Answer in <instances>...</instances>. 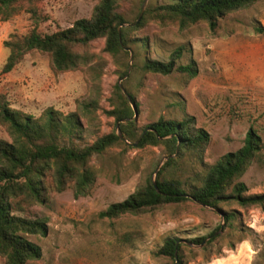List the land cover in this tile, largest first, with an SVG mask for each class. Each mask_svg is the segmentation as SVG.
I'll return each mask as SVG.
<instances>
[{
  "label": "rangeland",
  "instance_id": "obj_1",
  "mask_svg": "<svg viewBox=\"0 0 264 264\" xmlns=\"http://www.w3.org/2000/svg\"><path fill=\"white\" fill-rule=\"evenodd\" d=\"M100 1L44 0L37 5V31L46 35L68 29L90 18ZM172 2L115 0V6L128 22L123 27L131 28L143 21L146 11ZM34 23L26 13L0 21V92L14 111L35 118L50 108L67 115L75 112L77 102L96 100L99 110L92 121L82 120L80 146L119 132L120 124L106 113L120 107L125 94L138 104L136 134L160 119L182 120L186 114L209 133L211 143L203 158L186 154L172 171L188 184L195 185L220 157L240 149L251 127L260 130L264 141V1L218 20L215 30L205 22L181 29L149 18L131 32L127 50L115 55L106 52L104 39L91 42L86 48L91 62L77 71L56 74L48 54L32 51L12 72L3 73L9 55L5 42L28 34ZM180 48L183 55L176 65L194 63L196 78L141 70L146 59L167 63ZM0 140L11 141L1 125ZM166 161L162 145L119 143L93 157L98 178L90 196L75 199L71 190L52 193L47 205L20 214L44 220L48 228L44 237L27 236L42 251L41 259L31 264H171L157 256L168 237L206 239L203 246L182 248L184 264H264V207L228 203L214 210L186 202L116 219L100 216L147 178L156 179ZM241 181L249 194H263L264 160L253 163ZM229 213L236 216L231 223L225 221Z\"/></svg>",
  "mask_w": 264,
  "mask_h": 264
},
{
  "label": "trees",
  "instance_id": "obj_2",
  "mask_svg": "<svg viewBox=\"0 0 264 264\" xmlns=\"http://www.w3.org/2000/svg\"><path fill=\"white\" fill-rule=\"evenodd\" d=\"M42 1L0 0V21L7 22L26 13L35 22L28 34L13 35L5 42L9 55L3 73L12 72L32 51L48 54L56 74L77 71L91 62L92 56L86 51L91 42L104 39L106 52L115 55L127 46L131 32L139 30L149 18L164 25L177 24L181 29L205 22L215 30L218 20L264 0H173L146 11L143 21L131 28L123 27L128 22L116 11L115 0H101L90 18L46 35L37 31L40 19L37 5ZM182 55L180 48L167 63L146 59L141 70L164 76L177 72L192 80L198 75L197 66L194 63L176 65ZM127 96L121 95L120 107L106 113L120 124L124 140L112 132L90 145L80 146L78 142L84 133L82 120L92 121L99 110L96 100L77 102L75 112L67 115L50 108L35 118L14 111L6 95L0 92V125L11 139L10 142L0 140V257L4 264H31L41 259V248L27 236H46V222L20 214H27L34 206L47 205L52 193L71 190L75 199L90 196L98 178L91 166L93 157L119 143L129 146L136 143L137 148L162 145L167 151V161L156 176L157 188L153 179L147 178L126 200L102 212V218L140 215L164 205L186 202L214 210L228 203L241 208L264 207V193L249 194L248 186L241 181L253 163L261 164L264 160V141L258 128L251 127L240 149L220 157L199 176L195 185L188 184L172 171L186 154L203 158L211 143L209 133L196 127L195 118L186 114L182 120L160 119L136 134L135 113L130 102L136 104V108L138 104ZM235 218V214L229 213L225 221L231 223ZM205 240L183 241L168 237L157 256L170 259L171 264H184L182 248L203 246Z\"/></svg>",
  "mask_w": 264,
  "mask_h": 264
},
{
  "label": "water",
  "instance_id": "obj_3",
  "mask_svg": "<svg viewBox=\"0 0 264 264\" xmlns=\"http://www.w3.org/2000/svg\"><path fill=\"white\" fill-rule=\"evenodd\" d=\"M125 50H127L126 48H124ZM126 95V94H125ZM127 96V95H126ZM128 97V96H127ZM131 101V100H130ZM132 107H133V111H134V113H135V116H134V120L136 119V117H137V110H136V107H135V105L133 104L132 105ZM118 134V136L122 139V140H124V137L122 136V134H121V132H120V130H119V132L117 133ZM133 146H136V143L135 144H133ZM159 170H160V168L159 169H157V171H156V173L155 174H157L158 172H159ZM153 185H154V187L155 188H157V184H156V179L154 178L153 179Z\"/></svg>",
  "mask_w": 264,
  "mask_h": 264
}]
</instances>
